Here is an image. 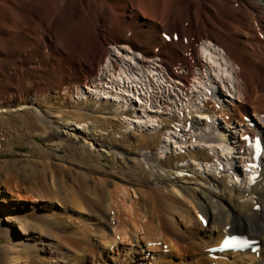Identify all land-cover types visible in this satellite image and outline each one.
Here are the masks:
<instances>
[{
    "label": "bare ground",
    "instance_id": "obj_1",
    "mask_svg": "<svg viewBox=\"0 0 264 264\" xmlns=\"http://www.w3.org/2000/svg\"><path fill=\"white\" fill-rule=\"evenodd\" d=\"M120 44L132 49L125 50L129 59L118 56L115 46ZM136 59L147 60L143 72L131 67ZM156 60L183 88L195 81L192 88L199 91L190 94L198 104L192 106L202 113L235 123L249 114L264 118V0H0V137L13 132L26 136L32 128L53 149L68 150L70 161L79 160L89 146L102 145L112 150L113 165L109 170L110 164L102 166L97 158L93 166L99 174L68 165L73 184L67 183L61 194V171L52 168L53 161L27 157L16 177H51L53 190L44 193L46 186L40 183L22 194L0 183V264H264V211L253 209L261 201L242 199L255 193L264 204V170L253 190H242L240 184L248 181L230 171L236 170L231 164L234 146L220 120L211 117L210 126L192 135L211 141L218 153L215 163H209L213 155L204 149L159 162L144 150L158 147L154 138L161 140L172 122L178 124L176 117L164 120L159 132L132 141L118 129L126 127L120 118L124 112L114 116L123 107L105 99L98 107L100 99L94 94L109 93L104 82L109 75L113 86L129 77L148 85L146 76L154 73L151 64ZM104 66L107 76H101ZM99 76L103 82L93 93L85 91L87 98L78 104L72 101L74 89L82 96V85L90 86ZM202 87L218 101L202 98ZM194 118L186 119V128L194 126ZM61 121L76 130L77 138L90 140L83 142L79 154L78 140L65 138L59 130ZM177 143L182 149L183 139ZM168 147L166 141L162 152ZM93 153L90 148V160ZM119 153L128 156L120 160ZM188 158L194 163L180 165ZM197 160L206 161V169L224 163L227 173H211L207 181L205 172L194 166ZM10 161L18 166V160ZM156 166H169L170 174L178 176L192 171L199 183L215 184L223 194L185 183V177L157 174ZM244 172L249 178L250 168ZM78 176L87 191L76 182ZM230 177L239 187L229 184ZM67 208L88 211L94 225L75 224ZM232 236L251 244L245 249L241 244L232 250L222 247Z\"/></svg>",
    "mask_w": 264,
    "mask_h": 264
},
{
    "label": "rangeland",
    "instance_id": "obj_2",
    "mask_svg": "<svg viewBox=\"0 0 264 264\" xmlns=\"http://www.w3.org/2000/svg\"><path fill=\"white\" fill-rule=\"evenodd\" d=\"M146 61L147 60H144V59H136L134 61V64L131 67H133V69L136 71H141L143 69L145 70L148 67V65H146L145 63ZM151 67L153 68L154 72L157 71L156 76H158V78L156 77V80H153L152 76L150 77V80L152 82V85L148 88L150 91L146 93V95H144L143 98H142V95L139 97V99L141 100V103L135 102L132 100V98H130L129 96H126L129 101H131L133 104H135L136 107H138V111H139L138 116H140V119H142L144 122L138 125L130 124V120L132 118H137V116H133L134 115L133 108H135V106L130 102V103H127L126 105H123L122 107L124 108L118 109V113L114 115L118 118L120 113L124 112L120 118L127 121L126 127H122V128L119 127L118 129L121 130V133H127V135H129V140L138 141L146 134L159 132L163 128L164 120H166L165 122L167 123V120L174 119L176 117L178 124L173 122L171 124L172 126L171 129L166 128L165 134L163 138H161V140H159L158 135L154 138V142L156 144L159 143L158 147L155 148L154 150L147 148L144 150V152L157 155V160L159 162L161 161L169 162L176 153H179V154L190 153L198 149H204L206 151L208 150L211 155L215 156L216 153L213 151L214 149L213 145L208 144L206 141H200V139L198 140L192 139L193 137L192 128L194 126H192L191 128H186L185 121L187 118H191L194 114L195 115L194 120L197 122V115H201L200 114L201 111L193 107L194 105L198 104L196 98H193V95L191 94L179 91L180 92L179 94L183 100H181L182 103L179 101L177 102V96H176L177 88L173 89L172 91L165 90L166 83L170 84L171 86L176 85L175 79L166 73V70L159 65L158 60H156L153 64H151ZM105 68L106 67L104 66L101 69L100 71L101 76H103V74L107 72ZM104 75L107 76V74H104ZM101 76H99V78H97L96 81H93L90 84V86L82 85V88H86V89L89 87L97 88L103 82V80L100 79ZM149 76L150 75L148 74L146 76L148 81H149ZM202 89L205 91L204 87ZM163 90L165 91L162 92ZM174 91L176 92V94L174 93ZM107 95L108 94H106V96L100 97L94 94L96 98L98 97V99H100V102H98V107L101 105L102 99L103 100L105 99L108 103H115L116 108L120 107L111 96L109 95L107 96ZM83 98L84 99L87 98L85 91L82 89V96H80L77 93V89H75L74 94L72 95V101H75L78 104ZM202 98H205L206 101L208 102L211 101V104L218 101L216 97H214L212 94L206 91H205V94L202 95ZM232 99L236 100V96L234 97V94H233ZM208 102H204L201 105L205 106L206 103ZM192 103H193V106H192ZM231 104L233 103L231 102ZM192 110H194V113ZM149 113L153 114L152 118L147 117ZM103 114H106V112H104ZM248 117L249 119L246 121H237L235 123L234 121L226 122V120L220 115L221 123L225 125V128L227 129L228 133H230V141H233V143L235 144V150H236L235 154L237 155L235 159V162L237 164L235 163V165L238 168L240 175L242 177L244 176L243 169L246 165L249 164L248 160L250 163L253 164L252 172L249 176L248 183L242 186V190H253L256 184L255 181H258V179L261 176L262 171L264 170V159L263 157L261 158L259 157L262 154V152H260L261 147H258L256 149L257 151H259L257 153L256 158L253 157L254 152L252 153L249 149L251 145L255 146V145L260 144L263 146L264 118L259 119L260 116L253 115V114H249ZM193 123L195 122L193 121ZM59 125H60L59 130L64 132L65 138L69 139L73 137L74 140H78L76 144L78 146L77 152L79 154L81 152V145H83V142L85 143V140L86 141H90V140L84 139V138L81 140L80 138H77V136L75 135L76 130L70 127H64L62 121ZM79 130H83V127L81 126ZM252 130L257 132V137L256 138L250 137L248 142L246 143L243 142V138L245 137V134H249L250 133L249 131H252ZM26 131H27V135L22 136V137L19 136L18 133L13 132L12 135L8 136V137L12 136L10 140L8 137H6V134L4 135L2 134L3 139L2 137H0V171H2V174L0 175V183L5 187L7 185H10L16 192L25 194L27 193L28 190H31L30 189L31 186L33 185L38 186L40 185V183L42 187L46 186V188H42L44 193H46L47 191L53 190L52 187L50 186V182H48V179L51 178L49 177L48 174H47V177L49 178H47L46 180L41 179L39 175L36 176L38 177V179L36 180H34L35 179L34 177L31 179L27 178V180H22L21 178L16 177V172H19L22 170V167L24 166L23 164L24 162H26L25 159H27V157H35V158L40 157L39 159L41 160L44 157H46V160L48 158L49 160H52L53 161L52 168L55 169V171H57V169L61 171L59 175H60V184L62 183L61 184L62 189L64 187H67V183L73 184V181H72L73 176L69 174V172H67L68 165L74 164L73 166L75 170H81V171L89 170V174H93V173L99 174L100 169L98 170L97 168L96 170V167L93 166L94 164L97 163V158H98V162L102 164V166L104 163H109L110 164L108 165L109 170H113V165L110 163V157L112 156V150H109V148H106V146L101 145V147H96V144L94 146H89V150L87 153H84L83 156H82V153L79 154L80 156L79 160L73 159L74 157H72L73 160L70 161L69 160L70 156H68V150L64 148L59 149V150L53 149V147H51L48 144L49 139H47L46 137L45 138L42 137V135L40 134L32 133L33 132L32 128L26 129ZM94 131L96 132V129ZM133 131H136V132L133 135H131ZM167 132H169V134ZM121 133H117V136L119 138L122 137ZM173 134H175V136H172ZM98 137L100 136L98 135ZM181 138H183L185 141L182 149H178V148L174 149L172 145H170L171 147H168L165 153L162 152V146L166 143L165 141L166 139L168 141L173 140L174 142H176V140H180ZM255 139L258 140V142H255L256 141ZM96 141L98 142V145L100 146L101 140L97 139ZM87 147L88 145L85 146V150ZM90 148L94 151L93 157H91L92 160H90V157H89ZM130 149H132V146L130 147ZM117 156L121 160L123 156L127 157L128 154L119 153ZM140 158L142 162L145 163L146 168L151 169L152 163L147 162V159L143 154L140 155ZM217 158H218V155L216 156V158L212 159L209 163L211 162L215 163ZM244 158H247L248 160H244ZM10 160H18L17 161L18 166L17 167L13 166L11 164L12 161ZM129 161H130V165L134 166L135 161L133 160H129ZM193 163H194L193 159L188 158L187 160L182 161L180 165H191ZM198 163H200V165ZM205 164H206V161L197 160V165H194V166L195 168L197 167L199 171L205 172L204 176L207 181L212 179V176H210L211 173H217V174L227 173L224 168H220V166H218L217 164H214L209 169H206ZM89 165H92V167H89ZM154 169H155L154 172L157 174L161 173L163 175L172 176V178H174L175 180H180L181 179L180 177H185L183 179L185 183L191 184L192 186L196 185L199 188L206 187L213 191H217L219 194H223V191H221L220 188L216 187L215 184L212 185L210 183H207L206 185L205 183H199L197 181L198 174H194L192 171L186 170V172L183 175L178 176L177 172L173 173L172 175L170 174L169 166H164V167L156 166ZM11 171H14V175L10 174ZM174 171H176V169L172 170V172ZM76 182L78 183L79 186L81 187L83 186L84 188H86V191L88 190L86 185L84 184V180L82 176L80 178L78 176ZM232 183L233 182L230 179L229 184H232ZM232 185H234V183ZM63 191L64 192H62L61 194L66 193V189L65 190L63 189ZM33 193L35 192H31L30 194H33ZM261 197L262 195H259V194L253 193V196L251 195L249 196V194L247 193L246 197H243L242 199L243 200L251 199V202H255L260 199L261 201L260 204L258 203V205H254L253 209L254 210L259 209L260 211H262L261 212L262 214L264 211L263 209L264 204L262 203ZM42 201L43 203H47V204L50 203L49 201H45V200H42ZM42 201L40 202L42 203ZM44 211L45 210H42L41 212H44ZM69 212H70L69 216L71 219L76 218L74 220L75 224L78 221H80L81 223L80 227H82L83 224H90L91 226L94 225L95 221L92 218L88 217L89 216L88 211H78V210L67 208L65 210V213L67 214ZM120 213L123 214V212H120ZM4 238H6V236Z\"/></svg>",
    "mask_w": 264,
    "mask_h": 264
},
{
    "label": "snow or ice",
    "instance_id": "obj_3",
    "mask_svg": "<svg viewBox=\"0 0 264 264\" xmlns=\"http://www.w3.org/2000/svg\"><path fill=\"white\" fill-rule=\"evenodd\" d=\"M233 243L241 244V246H243L247 244V241H241L236 237L226 238L224 241L225 246H229L230 244H233Z\"/></svg>",
    "mask_w": 264,
    "mask_h": 264
}]
</instances>
